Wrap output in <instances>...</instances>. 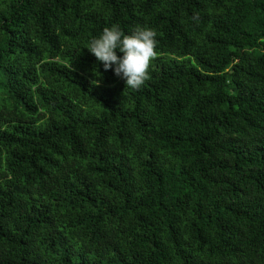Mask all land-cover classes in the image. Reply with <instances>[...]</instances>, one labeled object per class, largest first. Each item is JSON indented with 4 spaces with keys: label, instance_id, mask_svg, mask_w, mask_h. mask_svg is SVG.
Instances as JSON below:
<instances>
[{
    "label": "trees",
    "instance_id": "trees-1",
    "mask_svg": "<svg viewBox=\"0 0 264 264\" xmlns=\"http://www.w3.org/2000/svg\"><path fill=\"white\" fill-rule=\"evenodd\" d=\"M0 264H264V0H0Z\"/></svg>",
    "mask_w": 264,
    "mask_h": 264
},
{
    "label": "clouds",
    "instance_id": "clouds-1",
    "mask_svg": "<svg viewBox=\"0 0 264 264\" xmlns=\"http://www.w3.org/2000/svg\"><path fill=\"white\" fill-rule=\"evenodd\" d=\"M156 35L154 29L144 26L135 27L126 34L119 25L113 24L91 39L86 49L105 71L111 70L124 80L125 87L139 90L149 78L148 70L156 55ZM97 73L99 78L93 81L95 86L100 82V73Z\"/></svg>",
    "mask_w": 264,
    "mask_h": 264
}]
</instances>
